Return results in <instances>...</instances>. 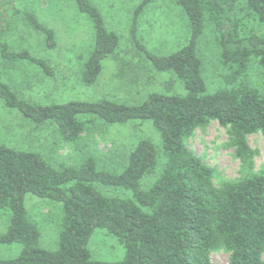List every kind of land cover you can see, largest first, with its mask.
I'll use <instances>...</instances> for the list:
<instances>
[{
    "label": "trees",
    "instance_id": "trees-1",
    "mask_svg": "<svg viewBox=\"0 0 264 264\" xmlns=\"http://www.w3.org/2000/svg\"><path fill=\"white\" fill-rule=\"evenodd\" d=\"M75 1L96 30L95 50L82 76L86 85H94L102 61L117 51L120 38L106 28L90 0ZM153 1L143 0L134 11L135 41L138 19ZM175 1L189 18V42L170 56H148L157 71L173 73L183 82L185 95L153 93L139 105L104 100L42 106L21 99L0 81V98L7 107L36 126L56 124L66 142L84 137L89 116L113 125L149 121L160 134L159 146L148 139L137 142L120 173L100 169L96 156L78 167L57 169L38 153L0 143V211L10 219L0 245L22 246L17 258H0V264H214L212 253L222 250L229 254V264H264V170H256L258 151L249 143L251 135L264 137V90L249 80L256 65L264 82V34L253 26L264 25V0ZM13 9L12 1L0 0V38L9 27L1 30V24ZM23 21L45 35L48 47L56 46L54 31L33 14L26 13ZM207 28L220 47L223 69L222 85L213 93L207 91L197 51ZM1 53L4 59L28 60L49 72L27 51L13 53L3 44ZM212 122L227 132L226 146L241 163L239 178L217 180L216 169L189 148L196 132ZM156 172L154 182L143 187ZM102 188L127 195H107ZM29 193L62 208L53 251L41 247L40 228L25 207ZM96 229L124 244L123 261L93 259L88 245Z\"/></svg>",
    "mask_w": 264,
    "mask_h": 264
},
{
    "label": "rangeland",
    "instance_id": "rangeland-1",
    "mask_svg": "<svg viewBox=\"0 0 264 264\" xmlns=\"http://www.w3.org/2000/svg\"><path fill=\"white\" fill-rule=\"evenodd\" d=\"M10 1L14 9L1 24V30L9 27L2 31L4 34L0 38V81L21 99L42 106L104 100L139 105L153 93L186 94L183 82L173 73L157 71L148 56H170L189 42L190 21L175 0H154L147 6L138 19L136 41L131 35L132 17L143 0H90L102 14L106 28L120 38L117 51L102 61V71L94 85H86L82 76L95 50L96 30L90 16L79 10L76 1ZM26 13L33 14L42 25L54 31V48L48 47L45 35L24 23ZM253 26L257 33L264 34V25L254 23ZM3 44L13 53L29 52L43 61L49 72L28 60L4 59ZM197 51L203 61L202 76L207 91L213 93L222 85L223 69L220 47L209 28L200 38ZM249 80L264 90L258 66L253 65ZM169 84L172 85L170 90L167 89ZM85 119L89 123L84 137L78 143L66 142L56 124L36 126L17 109L7 107L0 98V143L38 153L57 169L78 167L88 157L96 156L100 169L114 173L123 170L130 152L141 139L160 145V134L149 121L113 125L91 116ZM228 140L226 130L218 122H212L198 130L188 142L195 154L216 169L217 180L236 179L241 175V163L235 158L234 149L226 146ZM249 143L258 151L256 170H264V137L251 135ZM158 173L147 177L143 187H149ZM102 191L107 195H127L108 188ZM25 207L40 228L41 247L55 250L62 219L61 206L29 193ZM9 224L8 213L0 211V235L6 233ZM88 248L94 260L107 263L123 261L126 255L124 244L105 229L94 231ZM21 251L20 244L0 245V258H17ZM211 259L214 264H229V254L223 250L213 252Z\"/></svg>",
    "mask_w": 264,
    "mask_h": 264
},
{
    "label": "crops",
    "instance_id": "crops-1",
    "mask_svg": "<svg viewBox=\"0 0 264 264\" xmlns=\"http://www.w3.org/2000/svg\"><path fill=\"white\" fill-rule=\"evenodd\" d=\"M136 10V9H135ZM143 13V12H142ZM132 20H133V17H132Z\"/></svg>",
    "mask_w": 264,
    "mask_h": 264
}]
</instances>
